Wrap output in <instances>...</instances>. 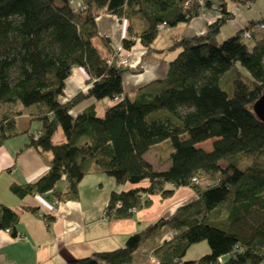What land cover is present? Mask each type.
I'll use <instances>...</instances> for the list:
<instances>
[{
  "label": "trees",
  "instance_id": "trees-1",
  "mask_svg": "<svg viewBox=\"0 0 264 264\" xmlns=\"http://www.w3.org/2000/svg\"><path fill=\"white\" fill-rule=\"evenodd\" d=\"M78 1L85 9L76 11L74 0H0V146L18 134L16 119L27 114L42 127L26 146L43 157L52 155L43 177L12 184V193L23 199L54 191L62 200H77L79 184L91 174L106 175L119 186L150 178L148 187L110 193L103 216L120 220L150 208L152 196L167 200L181 187L195 191L197 199L145 225L123 248L65 264H134L136 251L166 227L176 234L154 251L159 264H205L219 257L226 264H264V122L252 108L264 94V12L219 40L233 19L225 0ZM213 7L220 17L206 34L173 41L167 50L179 52L166 77L132 96L124 91L126 66L109 64L94 44L100 13L127 22L125 50L139 40L148 51L160 52L153 48L160 26L187 24L214 13ZM75 68L87 73V88L63 101L65 82ZM229 72L234 74L227 78L228 91L221 81ZM89 98L112 104L102 117L94 106L73 117L72 109ZM4 105L20 108L2 112ZM59 128L65 142L56 145ZM168 140L170 165L157 170L145 155ZM63 177L68 191L61 194L55 187ZM193 179L208 184L200 187ZM43 218L48 226L55 220ZM18 224L17 213L0 206V228L16 236ZM203 241L210 253L184 261L187 251Z\"/></svg>",
  "mask_w": 264,
  "mask_h": 264
},
{
  "label": "crops",
  "instance_id": "crops-1",
  "mask_svg": "<svg viewBox=\"0 0 264 264\" xmlns=\"http://www.w3.org/2000/svg\"><path fill=\"white\" fill-rule=\"evenodd\" d=\"M225 1L229 11L233 13V19L221 31V38L224 40L233 36L250 21L259 19L264 12V0H249L246 4ZM214 21V13L207 11L187 24H180L172 29L165 28L153 44L155 51L160 52H150L139 40H136L130 50H125L123 40L128 34L127 22L114 15L100 13L96 18L98 37L94 39V44L108 60L117 53H120L118 58L128 60L126 66L128 72L123 74L122 79L125 93L132 96L139 88L166 77L169 62L179 52L167 50L173 41L181 37L204 35L208 25ZM137 26L140 28L139 23ZM87 79V73L83 68L73 69L65 82L62 100H69L79 91H85ZM111 104L110 101L107 106ZM99 105V101L89 98L76 105L71 114L76 117L85 109L94 106L98 115ZM34 125L37 127L35 133L32 132ZM16 127L18 134L0 146V206H6L17 213L19 224L16 236L0 228V264H65L75 259L91 257L95 253L123 248L129 236L142 230L145 225L159 218H168L178 207L197 199L193 189L181 187L167 200H162L158 195L152 196L153 205L148 209L136 211L132 218L109 220L103 217V213L110 193L115 190L128 191L148 187L150 178L119 186L113 178L108 176L107 178L103 174H91L83 178L79 184L77 200H62L53 194L54 191L21 199L12 193L10 186L38 181L48 172V160L52 155L47 153L43 157L35 147L26 146L32 134L35 137L39 135L42 122L25 114L16 119ZM20 136H25L24 143L19 146L13 144L12 142ZM148 153L145 159L155 169L165 170L169 167V162L166 167H157L148 159ZM106 183L109 185L107 190ZM89 187L92 189L89 190ZM55 191L61 194L68 191L65 177L57 183ZM26 208L37 209V213H32ZM43 215L55 219L50 226ZM175 234L172 228H164L136 251L137 261L134 264H159L157 261L151 263V259H155L154 251L172 239ZM196 246L199 245L192 247L198 248ZM201 249L202 252L198 256H185L184 261H197L210 253L207 247Z\"/></svg>",
  "mask_w": 264,
  "mask_h": 264
},
{
  "label": "rangeland",
  "instance_id": "rangeland-1",
  "mask_svg": "<svg viewBox=\"0 0 264 264\" xmlns=\"http://www.w3.org/2000/svg\"><path fill=\"white\" fill-rule=\"evenodd\" d=\"M74 2L75 3H77V2H79L78 0H74ZM243 4V3H242ZM246 4V3H245ZM75 4H73V6H74ZM263 15V13H261V15H260V17ZM259 17V18H260ZM246 26V25H245ZM244 26V27H245ZM229 27V26H228ZM164 30V28L163 29H161V32ZM219 40H224V39H222L221 38V34H220V37H219ZM118 55H120V53H117V56ZM123 58V57H122ZM126 59V58H125ZM237 67L239 68L238 70L240 71V72H244V69L239 65V64H237ZM233 72H229L228 74H226V76H224L223 77V79H222V81H221V86L222 87H224V88H227V90L229 91V89L230 88H232V84L230 83V82H227L228 80H227V78H229V77H231V76H233ZM100 102V105H99V107H98V116L99 117H102L103 115H104V112H105V110H104V107H107V103L108 102H110L109 100H103V101H99ZM11 108H20V106L19 105H16V107L15 106H11V105H4L3 106V108H2V112L3 111H7V110H9V109H11ZM104 110V111H103ZM36 124V123H35ZM36 125H39V123H37ZM36 128L37 127H35V125L33 126V128H32V132H36ZM24 137L25 136H20L18 139H16V140H14L12 143L13 144H17L18 146L19 145H21L22 143H24ZM53 141H54V143L56 144V145H60V144H62V143H64L65 142V137H64V134H63V131H62V129L61 128H59V130L55 133V135H54V137H53ZM207 145V144H206ZM209 145H210V142H208V147H209ZM204 147V146H203ZM206 147V146H205ZM172 152V147H171V144H170V141L168 140V141H166V142H164V143H162L161 145H159V146H157V147H154L149 153H148V159L151 161V162H153L155 165H157V167H166L168 164H167V162H169V161H167L168 159V157H169V155H170V153ZM169 164H170V162H169ZM105 177H107V176H105ZM108 178V177H107ZM113 181V180H112ZM206 184H208V182H206V181H199V186L200 187H203L202 185H206ZM108 184L106 183L105 184V187H106V190H107V188H108ZM86 189H87V187H85V192H86ZM89 190H91L92 188H88ZM88 190V191H89ZM86 194V193H85ZM195 245H199V246H196V247H198V248H194V247H191L188 251H187V254H186V256L187 257H196V256H198L201 252H202V249H201V247H207V249H209L210 250V248H209V245H208V243L206 242V241H203V242H200V243H198V244H195Z\"/></svg>",
  "mask_w": 264,
  "mask_h": 264
},
{
  "label": "built area",
  "instance_id": "built-area-1",
  "mask_svg": "<svg viewBox=\"0 0 264 264\" xmlns=\"http://www.w3.org/2000/svg\"><path fill=\"white\" fill-rule=\"evenodd\" d=\"M73 4H75L73 7H74V9L76 10V11H78V10H83V9H85V6L83 5V3L82 2H77V3H73ZM213 10H214V14H215V18L217 17H220V15L219 14H216V8L215 7H213L212 8ZM164 28V26L162 25V26H160V30L161 29H163ZM250 37V35H249V33H246V34H244V38H246V39H248ZM119 56H117V54L114 56V57H112L111 59H109L108 60V63L109 64H112V63H117V65L118 66H127L128 65V60L127 59H125V58H118ZM193 182L194 183H196V184H198V181H196V179H193ZM57 203H58V201H57ZM104 218H105V216H103ZM156 262V260L155 259H151V263H155ZM205 264H226V259H225V257H219L215 262H210V263H205Z\"/></svg>",
  "mask_w": 264,
  "mask_h": 264
},
{
  "label": "water",
  "instance_id": "water-1",
  "mask_svg": "<svg viewBox=\"0 0 264 264\" xmlns=\"http://www.w3.org/2000/svg\"><path fill=\"white\" fill-rule=\"evenodd\" d=\"M252 108L257 118L264 122V94L253 104Z\"/></svg>",
  "mask_w": 264,
  "mask_h": 264
}]
</instances>
